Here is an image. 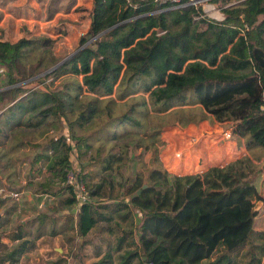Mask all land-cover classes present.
I'll return each mask as SVG.
<instances>
[{"label":"trees","instance_id":"obj_1","mask_svg":"<svg viewBox=\"0 0 264 264\" xmlns=\"http://www.w3.org/2000/svg\"><path fill=\"white\" fill-rule=\"evenodd\" d=\"M208 1L220 18L192 4L91 0L74 9L78 20L58 16L43 32L23 23L14 34L15 18H40L27 0L11 3L0 26V185L11 190L15 166L31 158L33 195L77 206L78 237L105 222L116 249L135 245L116 264H264V230L253 227L264 199V0ZM193 105L227 124L244 153L170 178L155 144L164 123L149 120ZM136 137L140 166L131 176ZM70 169L89 192L79 205L64 184ZM132 208L137 242L133 223L122 226ZM16 210L5 209L0 229ZM27 235L11 228L0 264H19L34 246ZM92 264H113L111 254Z\"/></svg>","mask_w":264,"mask_h":264},{"label":"crops","instance_id":"obj_2","mask_svg":"<svg viewBox=\"0 0 264 264\" xmlns=\"http://www.w3.org/2000/svg\"><path fill=\"white\" fill-rule=\"evenodd\" d=\"M27 0H5V15L0 23V26H4L5 19L8 17H12L10 12H8V8L10 6H13L12 4H17L18 6L24 4ZM31 1V7L33 8V12H36L39 14L40 18L38 20L35 19H23V18H15V27L12 30L14 34H19L18 27L23 24V22H27L28 24L37 22L38 23V29H40L41 32H43V28L50 25H55L56 18L58 16L63 17H72L74 20H78L79 16L76 15L74 12V9L76 7H91V0H70L66 9L59 12L60 8L59 5L57 9L54 11V18H50L49 20H45V22L41 23L42 19V13L46 11V8L44 5H42L43 0L41 2L39 0H29ZM66 0H63L60 4L65 3ZM8 3V4H7ZM12 3V4H11ZM47 12V11H46ZM85 13V12H84ZM218 16L217 18H220ZM83 20L81 21V23ZM29 27V26H28ZM6 31L7 29L4 28ZM202 122L200 124H190L188 125V130L193 131L194 134L189 135L190 139L187 141V146L184 147L182 144H180L179 147L182 148L180 156H177L176 158L171 154V157H174L173 166L177 164V162L181 163L182 166H189V170H185L181 173H175V175H185V174H195V173H201L205 171L207 168L215 166V165H222V159L223 158H230V155L234 152L240 150V152L243 151V146L241 145L240 141H237V144L235 142H232L233 140L228 141L223 139L222 137V130L227 129V125L224 123H219L215 121L214 124H212L213 130H207V128H204ZM208 124V123H207ZM225 125V126H224ZM214 133V135H212ZM188 136V133L186 134ZM220 143H219V141ZM220 145V146H219ZM231 152V153H230ZM222 153H224V157L222 156ZM230 153V155H229ZM166 155V151L165 154ZM161 160V155H160ZM10 171V170H9ZM16 171V166H15ZM16 174L9 179L10 186H13L11 190H8L6 186L0 185V188L5 189V192L2 196H0V209H2V212L0 215L3 214L6 208H9L11 203H16L20 201V198L18 201H16L12 196H9L7 193H19L20 190H15L16 187H14V184H12L13 181H15ZM17 179V178H16ZM18 181V179H17ZM4 183L6 184L7 181L4 179ZM20 185V182L18 181ZM10 191V192H9ZM20 194V193H19ZM23 195V193H22ZM21 197V194H20ZM50 202H52V208H51V214L48 218H46V221L44 224L48 225V228H46L45 231H42L41 228L44 226H41L40 219L38 217L37 222L35 225H39V228L37 231L33 233L32 236V230H27V238L33 241V248L29 250L28 253H31L35 247V241L41 240L43 237H47L48 239V246L44 250H52V256L48 257V264H82V261H89L93 260L94 262H97L100 258L104 257L108 253L111 254L113 264H116L117 259L116 257L123 253L126 249H134L135 245L128 248L126 244L122 246L120 249H116L115 240L113 238V234L109 232V227L105 225V222H100L96 226H94L87 234L84 236H77V226H76V216H77V207L73 206L72 209H64L61 206V203L58 204L57 202L53 201V198H50ZM31 205L32 209L35 211L37 205L34 204L33 200H29L27 202ZM40 207V205H38ZM19 208V206H17ZM57 208V209H56ZM48 209V207H47ZM76 209V211H75ZM21 208H19L20 212ZM18 212V209L16 210V213ZM137 212L135 209H131L130 218H128V221L122 222V226H127L131 222L133 223V236H135V219H131V217ZM15 215V214H14ZM11 216V222L7 226H3L0 229V242L7 244L8 246H11L13 242L10 241V239L6 236L10 231L11 228L14 227V230L18 227L26 228L28 225L25 220L19 221L15 218V216ZM62 216V217H60ZM72 217V221H69L67 218ZM36 221V220H35ZM39 221V223H38ZM41 226V228H40ZM111 227V225H109ZM73 237H76L75 239H72ZM137 237L135 236V242ZM10 242V243H9ZM25 255V256H26ZM25 256H22L25 257ZM144 259V257H143ZM87 263V264H92ZM132 264H137V260L134 261Z\"/></svg>","mask_w":264,"mask_h":264},{"label":"rangeland","instance_id":"obj_3","mask_svg":"<svg viewBox=\"0 0 264 264\" xmlns=\"http://www.w3.org/2000/svg\"><path fill=\"white\" fill-rule=\"evenodd\" d=\"M39 1L41 2V0H39ZM62 1L63 0H43L42 5H44L47 12L45 11L42 13L41 23L45 22V20H49L50 18H54V15H52V14H54V11L57 9L58 5L60 8L59 12L66 9L70 0H66L65 3L60 4ZM5 4H6L5 0H0V23H1L4 15H5V11H4L5 10V8H4ZM197 5L201 6V8L203 10V14L206 17L217 18L218 16H220V12L217 9L216 5L213 3H210L208 0L199 1V3ZM86 22L87 21H85V25H86ZM23 23L28 24L25 21ZM28 26H29L28 29H30L32 27V25H28ZM31 30H34V27H32ZM81 31H84V30H81ZM56 84H57V82H56ZM39 87L44 88V86H41V85H39ZM200 116L204 117V119L202 121H199ZM159 117H160V119H158L156 117H152L150 119L151 123L149 120L148 125H149V127H150V125H156L157 121H161L162 123H164V128H162L163 130H162L161 135H160V140H159V142H156L155 144L158 146V158H159V160H160V155H161L160 165L170 173V175H171L170 178H172V176L175 175V173H181L184 171V169L189 170V166H185V165L182 166V164L179 162H177V164L173 166V162L175 160L174 157L176 158L177 156H180L182 148L187 146L186 142L189 141L190 139H193V138H189V135L194 134V132L188 130V128H187L188 125H190V124H197L198 125L202 122H207L208 124L203 123L204 128L205 129L207 128V130H211V132H212V130H213L212 124L215 123V120L211 116H209V115L207 116L206 114H204L201 107L197 106V105L177 108L174 111H172V113L164 114V115L159 116ZM192 121H195V123ZM185 122H187V124H184ZM227 127H228V125H227ZM185 133L186 134L188 133V136H186ZM212 135H214V133H212ZM142 138H143V144H145V145L149 144L151 142V139L147 138V136H145V135H143ZM130 142L132 143L133 148L135 150L133 152V154H134L133 156L135 157V159H133V164L130 163V165H133V169H131V176H134L135 172L137 171L135 169H138V167L140 166V163L138 162V156H137V154L140 151L139 150L140 147L136 146V143L138 142L137 137L135 139L130 138ZM232 142H235L237 144L236 139L233 140ZM219 143H220V141H219ZM180 144H182L184 147H182V148L179 147ZM165 151H166V155H164ZM230 153H229V155H230ZM243 153H244V146H243L242 152H240V150H238V151L234 152L233 154H231L230 158H228V159L223 158L222 159V163H223L222 165H225L227 162L231 161L232 159H234L237 156L242 155ZM171 154H173L174 157H171L170 156ZM221 157H224V153H222ZM139 158H141V155L139 156ZM149 158H150V153H145L142 156V159L144 160L142 162L146 166L149 165V162H148ZM263 159L264 158H261V162L263 161ZM29 160H27L24 157H21V160L16 165V173H15L16 178L18 179L19 182L21 180V184L24 186V188H22L19 191V193L21 194L20 201H18L17 204L11 203L10 206L12 207L13 205H15V207L19 206V208H21L20 212H19V208H17L18 209L17 213L19 215L18 220L19 221L25 220V222H27L28 225L30 224V226H26V229L32 230V236H33V233L35 231H37V229L39 228L38 224L35 225L37 222V219H38L36 217H40V218L44 217V219L46 221V218H48L49 215L52 216L51 208L53 206H52V202H50L49 198H46L43 196L39 197V196L33 195L32 191H31V187L34 184V182L37 180V176L35 175L34 170L33 171L29 170L31 167ZM257 183H258L259 189L262 192V195L264 197V171H263V174L257 178ZM4 192H5V189L0 188V196H2ZM22 193H23V195H22ZM7 194L9 196H11V193H7ZM125 199L128 200V197H125ZM29 200H33L34 204L37 205L35 211L32 209L31 205L27 203ZM259 202H260V205L257 206V208H256L257 215L254 218L253 227L255 230H264V199L260 200ZM38 205H40V207ZM10 206H9V208H10ZM46 206L48 207V209ZM75 211H76V209H75ZM1 212H2V209H0V213ZM60 217H62V216H60ZM131 219H135V221L137 222L138 213L135 212V214L131 217ZM39 221H38V223H39ZM43 225L44 226L41 228V230L45 231L46 228H48V225H46L44 223H43ZM35 244H36V247L31 253H28L23 258L21 257L20 262H19L20 264H48L47 263L48 257L52 256L53 251L52 250H44L48 246L47 237L45 236L41 240L35 241ZM2 250L3 249L0 248V253ZM91 262H94V261L89 260L87 262V261L83 260L82 264H87V263H91Z\"/></svg>","mask_w":264,"mask_h":264},{"label":"built area","instance_id":"obj_4","mask_svg":"<svg viewBox=\"0 0 264 264\" xmlns=\"http://www.w3.org/2000/svg\"><path fill=\"white\" fill-rule=\"evenodd\" d=\"M161 3H171V7H181L184 6L186 4H192V5H197L199 3V1L202 0H191L190 2L184 4L182 1L183 0H157ZM203 15H198L195 17V19H199L202 18ZM222 137L225 140L231 141L233 140V134H232V129L231 128H227L226 130H223L222 132ZM65 185L67 186H71L72 187V191L75 194V199L77 201V204H81L84 203L86 201L89 200V192L88 189L85 185V183L81 180L78 179L76 176V169H70L67 174H66V180L64 182ZM11 196L18 201L20 198V194L19 193H11Z\"/></svg>","mask_w":264,"mask_h":264},{"label":"water","instance_id":"obj_5","mask_svg":"<svg viewBox=\"0 0 264 264\" xmlns=\"http://www.w3.org/2000/svg\"><path fill=\"white\" fill-rule=\"evenodd\" d=\"M146 185H143L142 188H145ZM141 192V189L137 190L136 194H139ZM136 194H133L132 196H135ZM260 205V202L258 201L256 204H255V209L257 208V206Z\"/></svg>","mask_w":264,"mask_h":264},{"label":"flooded vegetation","instance_id":"obj_6","mask_svg":"<svg viewBox=\"0 0 264 264\" xmlns=\"http://www.w3.org/2000/svg\"><path fill=\"white\" fill-rule=\"evenodd\" d=\"M1 248V247H0ZM21 259V258H20ZM19 262H20V260H19ZM20 264V263H19Z\"/></svg>","mask_w":264,"mask_h":264}]
</instances>
